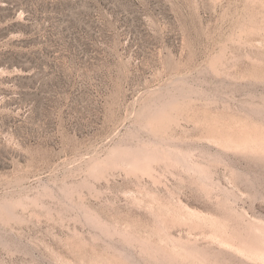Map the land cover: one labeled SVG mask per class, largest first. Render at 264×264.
<instances>
[{
    "label": "rangeland",
    "instance_id": "1",
    "mask_svg": "<svg viewBox=\"0 0 264 264\" xmlns=\"http://www.w3.org/2000/svg\"><path fill=\"white\" fill-rule=\"evenodd\" d=\"M0 264H264V0H0Z\"/></svg>",
    "mask_w": 264,
    "mask_h": 264
}]
</instances>
